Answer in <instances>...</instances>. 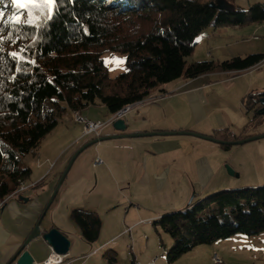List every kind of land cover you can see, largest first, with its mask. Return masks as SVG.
Masks as SVG:
<instances>
[{"label": "trees", "instance_id": "trees-1", "mask_svg": "<svg viewBox=\"0 0 264 264\" xmlns=\"http://www.w3.org/2000/svg\"><path fill=\"white\" fill-rule=\"evenodd\" d=\"M213 1L220 0H58V6L23 8L0 3V204L31 174L20 164L21 157L35 152L66 113L101 103L112 116L127 105L144 103L153 89L181 77L241 72L262 63L264 54L254 53L186 67L205 28L264 23L263 3L219 9ZM46 9L53 18L42 22ZM25 15L30 23L24 22ZM105 52L126 54L127 70L112 77L102 58ZM263 95L250 93L245 105L250 108ZM263 116L256 114L253 120ZM215 137L243 139L229 129L217 130ZM70 216L84 240L97 241L102 227L97 212L73 209ZM154 224L174 239L166 250L169 264L198 245L264 233V186L214 192ZM115 253L108 248L105 256L116 261Z\"/></svg>", "mask_w": 264, "mask_h": 264}, {"label": "crops", "instance_id": "crops-1", "mask_svg": "<svg viewBox=\"0 0 264 264\" xmlns=\"http://www.w3.org/2000/svg\"><path fill=\"white\" fill-rule=\"evenodd\" d=\"M228 1L236 3L239 0ZM245 1H248L250 5L264 4V0ZM258 33V28L252 27V24L221 27L211 25L197 37L198 49L201 48L204 55L195 57L194 62L203 60H219L217 62H220L221 59L224 61L237 55L264 54V39H261ZM250 93H264V61L241 72H211L192 79L181 77L153 89L150 96L157 97V100L141 103L127 113L123 117L129 125L125 132L186 130L215 137L217 130L229 129L234 135L242 138L262 135L264 130L256 129L263 124L264 116L255 120L257 122L253 119L257 110L262 107L261 100L264 99V95L253 101L249 108L244 100ZM80 113L90 120H104L110 114L101 103L89 105ZM73 115V112L66 113L38 149L31 152L35 156L30 162L32 166L25 165L31 169L33 175L32 178L31 174L28 177L31 178L30 184L41 183L53 173V176L61 174L78 149L96 138L84 136L82 125L73 119ZM112 124L106 126L99 137L124 133L116 130ZM49 142H52L54 147L47 146ZM258 144L254 146L263 147V149H258L256 155H252L250 149H247L250 154H246V158L241 161L234 156L239 146L225 147L224 143L192 135L154 134L107 139L85 149H88V154H90L85 159L87 170L83 167L76 170L74 178L70 181L69 189L83 186L84 197L87 193L101 194L105 199L97 200L95 204L90 203L92 210L89 212L98 214L103 201L109 207L108 210L121 205L122 199L129 202L132 208L135 205L133 195L139 191L166 192L179 196L177 203L170 206L167 212L141 216L138 220L135 218L133 224L150 220L154 222L162 215L186 209L190 204L188 200L192 194L194 198L197 195V200H199L221 189L263 185L264 182L261 181L260 175L261 173L264 175V145L263 143ZM98 157L103 162L95 166L93 160ZM226 164L231 165L235 176L242 175L243 171L252 173L257 176L256 181L258 182L242 184L240 181L231 179L232 176L227 173ZM91 166L95 169L94 174ZM72 167L63 183L67 180ZM88 170L92 172L90 177ZM26 180L23 183L28 186ZM54 183L48 189L49 191L55 187ZM30 200L31 197L24 201L17 196L2 201L3 204L0 207V264H16V261L12 260L14 255L33 231L40 213L42 214L43 210L36 211L28 206ZM138 206L140 205L137 204ZM135 212L139 214V211ZM125 217L127 218V215ZM52 227L41 228V230L45 232ZM127 230L128 228H120L113 236L98 245L96 250L111 245L110 241L113 238L131 232L130 229ZM62 232L68 236L65 231L62 230ZM168 246L163 245L164 250L159 251L162 255L154 257V263L161 259L164 260ZM72 247L73 244H71ZM26 249L34 257L33 264H43L45 258L56 253L42 237L32 240ZM69 253L68 257L73 264L79 262ZM203 253L207 259L212 258V261L214 254L217 253L224 260L223 264H264V233L236 234L211 244L198 245L185 254L201 256ZM177 261L178 259L173 264Z\"/></svg>", "mask_w": 264, "mask_h": 264}, {"label": "rangeland", "instance_id": "rangeland-1", "mask_svg": "<svg viewBox=\"0 0 264 264\" xmlns=\"http://www.w3.org/2000/svg\"><path fill=\"white\" fill-rule=\"evenodd\" d=\"M5 1L7 2V4L10 3V0H3L2 4H5ZM222 2H223V6L227 8H235L236 6V8L241 7L244 9H249V7L251 6L250 3H248V1H245V0H239L236 3H232L231 1H228V0L227 1L222 0ZM255 26L259 30L258 34L261 37V39H264V23L252 24V27H255ZM6 39L7 38H5L4 40ZM203 55H204L203 51L201 50V48L198 49V45H197L193 53L190 56L186 57V67H188L191 63L194 62L195 57H202ZM112 57L126 58V54L121 53V52H105L102 55L103 60L111 59ZM106 67L108 68L109 73L112 77L116 76L119 73L125 71L124 69H126V60L119 67L116 66L115 62H110ZM110 69H113V70L110 71ZM155 98L157 97L148 96L145 99H148L146 100V102L147 101L150 102L153 99L155 100ZM256 130L258 131L264 130V122L261 126H258ZM257 135H261V134H257ZM51 143L52 142H49L46 145L52 148L54 147V144H51ZM258 143H263L264 145V138H261L258 140H252V141L246 142V144L235 145V147L239 146L235 150V155H234L235 158H239V160L243 161L244 158H246L245 156L246 154H250V153L252 155L258 154V149L259 150L263 149V147L260 148L258 146L257 147L254 146V145H259ZM1 149L3 151V155L5 156V160H7L8 151H7L6 145L3 142H2ZM88 149L81 152L79 156L75 159L73 167L70 171V174L67 180L64 182L65 184L62 183V185L64 184L63 187L61 185L62 188H60L59 193L57 194L53 203L45 211V214L42 218L41 225H40L41 228H45V227L49 228V227L55 226L61 232L63 230L68 234L69 239L72 241V244H73V247L71 248L69 254L73 257H76L77 260H79V262H77L76 264H156V263L157 264H169L166 257L164 258V260L161 259L160 261L158 260L155 263L153 262V259L154 257L162 255L161 253L159 254V251L162 252V250H164L163 245H169L168 246L169 248L173 245L174 243L173 237L168 232H165L160 226L154 224L152 220L141 221L137 223L136 225H134L133 222L135 221V218H137L138 220L139 218H141V216L151 215L157 212H167L166 210L167 209L169 210V208H171L170 206L175 205V203H177L179 199V196L177 197L173 193L167 194L166 192L160 193L156 191L154 193H149L146 191L135 192V194L133 195V198L136 203L135 202L133 203L135 205H133L132 208H130L129 202H127L125 199H122L121 205H119L118 207H114L111 210H108L109 207L107 206L106 202L103 201L100 212H99L103 220V226L101 230L102 232L98 240L94 243H89L86 240H84V238L81 235L79 227L71 219V216H70V213L72 210L71 208L91 211L92 207L90 206H92L91 205L92 203L95 204L97 200L101 201L105 199L103 198L101 194L98 195L96 193H87L84 197L83 194H85V191L82 192V190L84 189L83 186L79 188L69 189L70 181L74 178L76 170L79 167H83L87 170V165H86L87 161H85V159L90 156V154H88L89 153ZM247 149H250V153L248 152ZM34 158L35 156H33L32 153H28L21 157L20 164L21 165L27 164V166L31 165L30 162ZM228 166L231 167L230 164H226V168ZM91 168L93 169V174H94L95 169L93 168V166H91ZM90 173L92 175V172L88 170L89 177H90ZM227 173L230 174L228 171ZM53 174H51L46 180H44L41 183L37 184L35 182L34 184H30L31 178L33 177V175L31 174L32 175L31 178H28L26 180V184L27 183L29 184L28 186H26L28 189H26L24 193L22 194L26 198L31 197V200L28 202V206L31 207V209L36 210V211L38 209L43 210L41 211L42 214L44 210L46 209V206L62 175V174H57L53 176ZM231 176H232L231 179L240 181L242 184L249 183V182H258L256 181L258 180L256 175L252 173L244 172V171L242 175L240 176H235V175L234 176L231 175ZM260 176H261L260 177L261 181L264 182V178L262 177L264 175L261 173ZM53 183L56 185L55 187H53V190L49 191L48 189L51 188ZM22 184L25 186L24 183ZM258 186H264V184L257 185V187ZM243 187H254V186L245 185ZM243 187H234V188L230 187L229 189H237V188H243ZM218 191H215V192H218ZM197 198H198L197 195L194 198V194H192L188 202H191V199L196 201ZM137 204H139L140 206L137 207ZM127 210L129 212H127ZM135 211H139V214L137 215ZM42 214L40 213V216L38 219H40ZM126 215H127V218L125 217ZM125 218L127 220H125ZM122 227L128 228V230L130 229L131 232L128 234H123V235L121 234L113 238L112 241H110V243L112 242L111 245L105 247L104 249L96 250V247L98 245L105 242L107 239L110 238V236H113ZM108 248H112L113 250H115L116 261H112L109 257L105 256V252ZM68 261H70L71 264H73V261L69 257L66 258V262ZM213 261H212V258L211 260L207 259L204 253L201 256H193V254H185L180 259H178L176 264H217ZM223 263H224V260H223Z\"/></svg>", "mask_w": 264, "mask_h": 264}, {"label": "water", "instance_id": "water-1", "mask_svg": "<svg viewBox=\"0 0 264 264\" xmlns=\"http://www.w3.org/2000/svg\"><path fill=\"white\" fill-rule=\"evenodd\" d=\"M212 5H215L217 8L221 9L224 8L225 6H223V2L220 0L219 3H215L214 1L211 2ZM227 8V7H226ZM261 104L262 107L260 109L257 110V114L259 115H264V99L261 100ZM113 127L121 132V134H116V135H111V136H102V137H96L92 140H90L89 142L85 143L82 147H80V149H78V151L72 156V158L70 159L69 163L67 164L65 170L63 171L59 182L57 183V186L46 206V209L44 210L43 214L41 215L40 219L37 221L33 231L31 232V234L27 237V239L24 241V243L21 245V247L18 249V251L16 252V254L13 257V261H16V264H33L34 262V257L31 254V252L26 249V247L29 245V243L32 240L37 239L38 237H42V239L45 241V243H47L52 249L53 251H55L58 254H63L66 255L69 253L70 248H71V240L69 239V237L64 234L63 232H61L58 228L53 227L48 231L42 232L41 230V221L42 218L45 214V211L50 207V205L53 203L65 177L67 176L70 168L72 167L73 162L75 161L76 157L86 148H88L89 146L96 144L98 142H101L103 140H107V139H113V138H121V137H138V136H144V135H154V134H159V135H167V134H184V135H192V136H196L199 138H203V139H207V140H211L217 143H224V144H230V145H239V144H244L246 142L252 141V140H257L260 138L264 137V134L262 135H256V136H251V137H246L243 139H239V140H235V141H224L212 136H208V135H204V134H200V133H196V132H192V131H176V132H147V133H129V132H125L129 125L127 123V120L124 118L118 119L116 120L113 124ZM228 172L231 175L235 174V171L232 167L228 166L227 167ZM19 198L21 200L27 201L29 200V198L24 197L23 195H20ZM192 201V199H191Z\"/></svg>", "mask_w": 264, "mask_h": 264}, {"label": "built area", "instance_id": "built-area-1", "mask_svg": "<svg viewBox=\"0 0 264 264\" xmlns=\"http://www.w3.org/2000/svg\"><path fill=\"white\" fill-rule=\"evenodd\" d=\"M157 99L158 98H155V100ZM155 100H151V101H155ZM132 109L133 108L124 109L121 112H117L114 117H107L104 120H83L82 118H80V116H76V119H78V123L81 124L83 127L84 136L99 137L101 131L106 126L114 123L118 119L123 118ZM102 162L103 160L100 157H98L94 160V165L95 166L99 165ZM26 189L27 187L25 186L21 193L14 194V196L12 197H17L19 195H22ZM67 257H68V254L63 255V254L53 253L43 260V264H71L70 261L66 262ZM213 260L217 264L223 263V259L217 253L214 254Z\"/></svg>", "mask_w": 264, "mask_h": 264}, {"label": "snow or ice", "instance_id": "snow-or-ice-1", "mask_svg": "<svg viewBox=\"0 0 264 264\" xmlns=\"http://www.w3.org/2000/svg\"><path fill=\"white\" fill-rule=\"evenodd\" d=\"M3 0H0V3H2ZM10 4L11 5H17L20 7H25L26 5H57L58 6V0H10ZM37 16H39V13L36 14ZM4 18V9L0 8V22H2ZM52 11L49 9L45 10V14L43 17V21L42 22H46L47 20L52 19ZM17 22H19V17L17 18ZM24 22L25 23H30L28 16L25 15L24 17ZM4 31V29L2 27H0V33H2ZM3 37L0 36V42H2ZM2 43H0V51H2ZM11 55L16 58L19 56V53H11ZM126 58H119V57H112L111 59H105L104 63L105 66H107L110 62H115L116 66L119 67L121 64H123L125 62ZM113 69H110V71ZM125 71L127 69H124Z\"/></svg>", "mask_w": 264, "mask_h": 264}, {"label": "bare ground", "instance_id": "bare-ground-1", "mask_svg": "<svg viewBox=\"0 0 264 264\" xmlns=\"http://www.w3.org/2000/svg\"><path fill=\"white\" fill-rule=\"evenodd\" d=\"M146 100H148V99H146ZM146 100H144V102H146ZM154 100V99H153ZM148 102V101H147ZM138 104L137 103H133V104H130V105H127L125 108H123V109H121L119 112H121V111H123L124 109H128V108H134L135 106H137ZM116 114H114V115H112L111 117H114ZM76 116H80V118H82L83 120H90V119H88V118H86V117H84L83 115H81V113L80 112H75L74 113V120L78 123V119H76ZM25 186L24 185H22L20 188H18L10 197H12V196H14V194H17V193H21L22 192V190H23V188H24ZM9 198V197H8ZM2 204H0V206H1Z\"/></svg>", "mask_w": 264, "mask_h": 264}]
</instances>
